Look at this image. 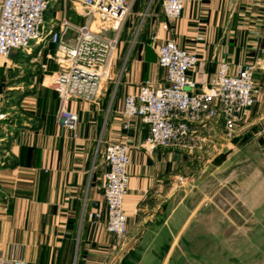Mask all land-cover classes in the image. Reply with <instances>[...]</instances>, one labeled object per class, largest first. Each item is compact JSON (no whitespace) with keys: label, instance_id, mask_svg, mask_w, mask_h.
Segmentation results:
<instances>
[{"label":"crops","instance_id":"1","mask_svg":"<svg viewBox=\"0 0 264 264\" xmlns=\"http://www.w3.org/2000/svg\"><path fill=\"white\" fill-rule=\"evenodd\" d=\"M48 2L46 29L63 11L62 0ZM147 8L133 43L139 14ZM66 15L75 24L83 22L69 5ZM161 22L162 0H136L101 96L93 103H68V111L77 116L73 128L56 121L59 100L49 85L57 71L50 59L55 44H31L0 60V107L7 113L0 123V257L29 264H175V259L190 257L186 236L197 230L206 199L202 192L192 196L189 188H177L174 178L189 174L190 155L205 172L223 148L232 147L222 141V121L193 126L197 137L210 142L194 154L178 148L148 152L142 147L147 127L138 118L123 127V102L141 85L165 84L152 47L154 34L174 39L182 49H197V68L188 74L194 80L197 73L212 79L219 62L231 69L261 62L264 68V0H184L180 18L168 31L159 27ZM197 34L203 41L196 42ZM254 81L261 88L263 70L255 72ZM109 143L129 148L123 202L127 236L120 246L105 230L101 185ZM180 237L185 241L179 243Z\"/></svg>","mask_w":264,"mask_h":264},{"label":"built area","instance_id":"2","mask_svg":"<svg viewBox=\"0 0 264 264\" xmlns=\"http://www.w3.org/2000/svg\"><path fill=\"white\" fill-rule=\"evenodd\" d=\"M136 0H62L63 11L46 29L44 14L48 0H2L0 4V60L8 59L13 51L27 50L31 44L56 45L53 60L57 67L50 77V87L57 93L59 105L56 121L73 128L77 116L68 111L70 100L90 103L101 96L104 85L110 81L117 46L124 27L133 17ZM78 14L82 24L67 18V6ZM184 0H162L165 22L159 27L168 31L178 20ZM148 8L139 14L133 31L134 40L141 33ZM68 34L70 37L66 38ZM152 47L157 64L164 71L165 84L154 88L141 85L138 93L128 95L123 102V127L138 118L148 130L142 147L148 152L156 149L188 148L192 150L204 138L197 137L193 126L208 121H222V141L236 136L237 126L257 103L259 87L254 81L261 62L248 63L231 69L219 62L212 79L206 81L201 73L197 79L189 72L198 65L197 49L188 51L178 47L174 39H160L154 34ZM196 42L203 41L197 34ZM131 44V48L132 45ZM264 55V50L262 51ZM44 68V66H43ZM233 70V71H231ZM202 89L197 91V86ZM7 113L0 107V123ZM128 146L109 143L104 161L108 171L102 178L101 190L106 203L105 230L120 246L127 236V216L123 210L127 193ZM0 264H29L21 258L0 257Z\"/></svg>","mask_w":264,"mask_h":264},{"label":"rangeland","instance_id":"3","mask_svg":"<svg viewBox=\"0 0 264 264\" xmlns=\"http://www.w3.org/2000/svg\"><path fill=\"white\" fill-rule=\"evenodd\" d=\"M228 142L232 147L223 148L205 172L190 155L189 174L175 175L177 188H189L192 196L202 192L207 205L195 233L186 236L190 257L175 264H264V83L250 115ZM206 143L179 150L194 154Z\"/></svg>","mask_w":264,"mask_h":264}]
</instances>
